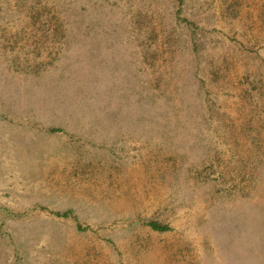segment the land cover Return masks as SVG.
<instances>
[{"label":"rangeland","instance_id":"1","mask_svg":"<svg viewBox=\"0 0 264 264\" xmlns=\"http://www.w3.org/2000/svg\"><path fill=\"white\" fill-rule=\"evenodd\" d=\"M0 264H264V0H0Z\"/></svg>","mask_w":264,"mask_h":264},{"label":"trees","instance_id":"2","mask_svg":"<svg viewBox=\"0 0 264 264\" xmlns=\"http://www.w3.org/2000/svg\"><path fill=\"white\" fill-rule=\"evenodd\" d=\"M180 1L182 2L183 0H180ZM65 215H67V213H65ZM149 225L152 226L156 230H168L169 229V226L162 225L159 222H155V221L150 222Z\"/></svg>","mask_w":264,"mask_h":264}]
</instances>
